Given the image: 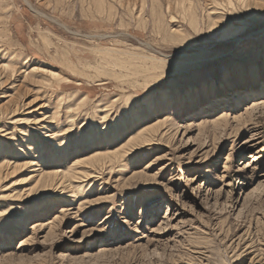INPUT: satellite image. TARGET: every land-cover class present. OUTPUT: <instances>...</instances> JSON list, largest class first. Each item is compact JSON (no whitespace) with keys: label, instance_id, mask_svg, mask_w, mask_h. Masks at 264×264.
<instances>
[{"label":"rangeland","instance_id":"1","mask_svg":"<svg viewBox=\"0 0 264 264\" xmlns=\"http://www.w3.org/2000/svg\"><path fill=\"white\" fill-rule=\"evenodd\" d=\"M258 94L264 0H0V264H264Z\"/></svg>","mask_w":264,"mask_h":264},{"label":"bare ground","instance_id":"2","mask_svg":"<svg viewBox=\"0 0 264 264\" xmlns=\"http://www.w3.org/2000/svg\"><path fill=\"white\" fill-rule=\"evenodd\" d=\"M260 97L259 98H256L254 99V101H252V108L254 109V107L258 108V109H262L264 111V94H258ZM230 106V104H228ZM40 122V121H39ZM38 123L37 124V127H40L41 125ZM35 124V123H34ZM36 127V128H37ZM7 135V134H4L3 137ZM28 139V144L29 143H33L34 144V138L33 136H30L27 138ZM123 150L122 149H115V150H104L101 154H95L94 156H91L89 157L87 160V163H88V166L95 169L98 165V163L100 162H105V161H110V160H115L116 157H118L121 152ZM3 154L4 155V159L5 160H8V158H12L14 157V152L13 150L10 148L8 149V151H3ZM16 158V157H15ZM10 160L8 161H2V163L0 164V181L3 180V176L2 175H6L8 174V170L10 169H15L18 165L14 164V162H9ZM29 167H36V164L35 162H31V163H28ZM33 172V171H31ZM40 175H42L43 178L47 179L48 181H51V184H50V187H51V190H56V191H59L61 192L60 194H64L65 192H67V188L70 189V187H72L73 185H66L68 179L70 178H74L77 177V176H80L82 178H86L87 179H91L92 177L90 175H88L86 172L84 171H75V170H70V171H67V172H52V173H41L40 172ZM86 179V180H87ZM72 196H74V194L70 195L69 197L72 198ZM21 195H17L15 198H18L20 199ZM74 198V197H73ZM77 198V197H75Z\"/></svg>","mask_w":264,"mask_h":264}]
</instances>
